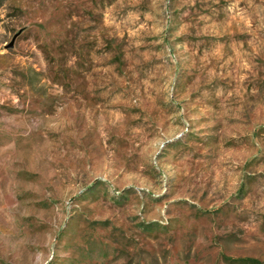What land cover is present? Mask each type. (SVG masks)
I'll return each mask as SVG.
<instances>
[{
  "label": "rangeland",
  "instance_id": "rangeland-1",
  "mask_svg": "<svg viewBox=\"0 0 264 264\" xmlns=\"http://www.w3.org/2000/svg\"><path fill=\"white\" fill-rule=\"evenodd\" d=\"M264 264V0H0V264Z\"/></svg>",
  "mask_w": 264,
  "mask_h": 264
},
{
  "label": "trees",
  "instance_id": "trees-1",
  "mask_svg": "<svg viewBox=\"0 0 264 264\" xmlns=\"http://www.w3.org/2000/svg\"><path fill=\"white\" fill-rule=\"evenodd\" d=\"M230 264H260L258 261L253 259H230Z\"/></svg>",
  "mask_w": 264,
  "mask_h": 264
}]
</instances>
